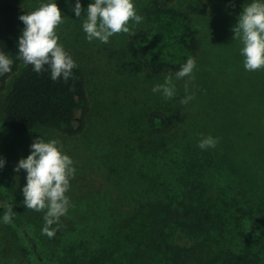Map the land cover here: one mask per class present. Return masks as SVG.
<instances>
[{
	"label": "rangeland",
	"instance_id": "rangeland-1",
	"mask_svg": "<svg viewBox=\"0 0 264 264\" xmlns=\"http://www.w3.org/2000/svg\"><path fill=\"white\" fill-rule=\"evenodd\" d=\"M155 1L163 0H134L143 17L140 24L130 22L134 34H116L101 44L85 39L81 24L86 10L79 19L65 0H57L67 15L57 29L59 43L83 72L91 104L81 136L68 138L48 129L13 133L4 115L13 78L0 91V158L5 159L0 188L14 196L25 225L22 230L14 223L0 224V264H59L61 258L87 264H231L235 255L264 264V242L255 229L264 217V70H244L241 45L232 31L250 0H205L207 15L194 16L201 41L195 58L181 42L182 19L144 16ZM40 2L0 0L29 12ZM81 3L83 10L90 0ZM192 3L177 0L171 8L185 12ZM140 32L148 34L147 60L180 65L192 57L194 78L175 80V72L146 69L145 61L128 48ZM169 74L177 93L166 100L152 88ZM189 94L195 98L181 104ZM155 112L174 122L173 137H160ZM202 134L218 138L216 147L201 150ZM38 137L57 140L76 168L66 193L71 206L61 217L57 243L41 233L44 212L23 205L26 173L14 171ZM163 153L167 158L160 159ZM158 202L180 212L208 209L213 225L190 240L184 235L177 239L180 229L170 230L162 249L150 250L143 219ZM4 208L0 203V216ZM29 236L46 257L34 253Z\"/></svg>",
	"mask_w": 264,
	"mask_h": 264
},
{
	"label": "clouds",
	"instance_id": "clouds-1",
	"mask_svg": "<svg viewBox=\"0 0 264 264\" xmlns=\"http://www.w3.org/2000/svg\"><path fill=\"white\" fill-rule=\"evenodd\" d=\"M65 4L79 19L86 10L81 28L88 42L107 44L116 34H134L130 22L140 24L143 21L134 0H90L83 10L81 0H74V3L65 0ZM65 17L67 15L62 14L57 0H41L38 8L19 17L24 28L18 40V58L25 66L31 65L38 74L49 72L54 82L61 78L67 82L77 67L73 57L59 43L57 29ZM232 31L234 41L241 45L239 54L243 58L244 70H264V0H250L244 5ZM13 63L10 56L0 51V76L11 72ZM196 67L195 59L189 57L175 72L174 79H193ZM174 79L172 74L165 76L164 82L156 84L152 92L159 93L166 100L174 98L177 93ZM185 90L187 92V84ZM194 98V94L186 95L180 103L186 105ZM217 143L218 138L202 134L197 146L207 150L215 148ZM30 149V154L14 167L15 172L24 170L26 173V183L21 189L22 203L26 209L44 212L41 233L53 238L59 230L61 217L67 215L71 206L66 193L70 190L71 179L75 178L76 168L72 158L62 151L55 139L46 142L38 137ZM4 166L5 159L0 158V169ZM6 209L0 216V224L10 225L13 223V204H7Z\"/></svg>",
	"mask_w": 264,
	"mask_h": 264
},
{
	"label": "trees",
	"instance_id": "trees-1",
	"mask_svg": "<svg viewBox=\"0 0 264 264\" xmlns=\"http://www.w3.org/2000/svg\"><path fill=\"white\" fill-rule=\"evenodd\" d=\"M177 0L155 1L144 10V16L152 19L159 15H168L171 18L183 20L182 44L195 58L201 50L199 32L194 27V16H205L208 6L205 0H193L185 12L171 8ZM29 11L11 4H0V51L10 56L14 63L12 71L0 76V91L4 90L7 82L13 78L12 87L4 99V115L11 131L15 134H27L38 129H48L68 138L79 137L85 133L91 112V104L86 89V79L77 65L72 72V77L67 81L61 78L52 81L50 73L45 71L40 74L33 71L31 65L25 66L18 58V40L22 34L24 25L19 19L21 15ZM149 38L147 32H140L131 38L129 50L140 56L145 61V67L150 72L167 74L179 70L180 65L156 63L147 60L149 53ZM66 50V49H65ZM75 60L74 56L66 50ZM76 62V60H75ZM77 64V63H76ZM152 119H158L162 125L161 138L173 137L175 131L174 122L164 112H155ZM167 158L163 153L160 159ZM0 203L13 204V223L20 229H24L23 211L16 204L14 196L0 188ZM155 205V206H154ZM155 210H150L143 219L146 227L144 235L145 243L150 250H159L168 242L169 231L180 229L177 239L183 235L188 239H195L204 235L213 225L212 214L208 209H186L180 212L170 206L160 207V202L154 204ZM169 208V211L165 210ZM245 214L246 211H242ZM255 229L264 242V217L257 222ZM59 230L53 238H45L49 242H58ZM30 237V236H29ZM34 253L46 257L39 252L36 242L30 237ZM59 264H87L82 260L67 261L64 258L58 260ZM231 264H251V260L243 255H235L230 258Z\"/></svg>",
	"mask_w": 264,
	"mask_h": 264
}]
</instances>
